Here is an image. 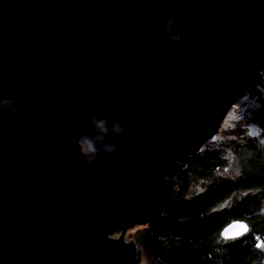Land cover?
Wrapping results in <instances>:
<instances>
[{"label": "water", "instance_id": "95a60500", "mask_svg": "<svg viewBox=\"0 0 264 264\" xmlns=\"http://www.w3.org/2000/svg\"><path fill=\"white\" fill-rule=\"evenodd\" d=\"M263 69L264 0H0V98L18 106L0 107V264H140L126 230L163 213ZM92 117L109 131L89 166Z\"/></svg>", "mask_w": 264, "mask_h": 264}, {"label": "trees", "instance_id": "16d2710c", "mask_svg": "<svg viewBox=\"0 0 264 264\" xmlns=\"http://www.w3.org/2000/svg\"><path fill=\"white\" fill-rule=\"evenodd\" d=\"M245 97L251 107L182 159L163 213L134 231L152 264H264V86L234 105ZM195 183L201 188L192 191ZM233 220L249 230L223 239L221 229Z\"/></svg>", "mask_w": 264, "mask_h": 264}, {"label": "clouds", "instance_id": "9594fccd", "mask_svg": "<svg viewBox=\"0 0 264 264\" xmlns=\"http://www.w3.org/2000/svg\"><path fill=\"white\" fill-rule=\"evenodd\" d=\"M173 24V20L165 21L163 26V32L169 36L170 46L182 47L184 43L182 34L172 32ZM0 107H2L9 114H16L18 111V106L10 98H0ZM90 123L98 131V133H100V135H97L94 138L81 136L77 141L79 152L85 158L89 166H91L92 162L97 157V142L101 141L103 139V135L109 131V129L106 127L107 121L105 119H98L96 117H92ZM111 131L115 134H120L123 132V128L121 127L118 121L114 120L112 122ZM103 150L107 153H111L115 150V146L105 145Z\"/></svg>", "mask_w": 264, "mask_h": 264}, {"label": "rangeland", "instance_id": "374dc122", "mask_svg": "<svg viewBox=\"0 0 264 264\" xmlns=\"http://www.w3.org/2000/svg\"><path fill=\"white\" fill-rule=\"evenodd\" d=\"M240 102L241 103H239L238 105H233L230 108V110L228 111V113L225 116V118L221 121V123H225V125H233L234 126L235 125V121L239 120V118L241 117L242 113H244L247 110V107H251V104H250L249 100L246 97L244 99H242ZM200 188H201L200 185L198 183H195V184L192 185L191 190L195 191V190H199ZM144 225L145 224H143V225H134L133 227L128 228L126 230V233H125V239L127 241L128 240H132L133 233H135L134 231H136L137 229L142 228ZM118 236H119V234H118ZM113 237H117V235L115 234ZM140 264H152L151 257L148 256L147 254L141 252Z\"/></svg>", "mask_w": 264, "mask_h": 264}, {"label": "bare ground", "instance_id": "6f19581e", "mask_svg": "<svg viewBox=\"0 0 264 264\" xmlns=\"http://www.w3.org/2000/svg\"><path fill=\"white\" fill-rule=\"evenodd\" d=\"M119 236L115 237V238H118Z\"/></svg>", "mask_w": 264, "mask_h": 264}]
</instances>
